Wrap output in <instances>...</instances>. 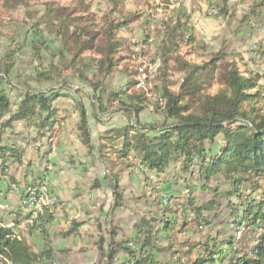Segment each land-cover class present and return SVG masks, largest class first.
Segmentation results:
<instances>
[{"label": "trees", "instance_id": "trees-1", "mask_svg": "<svg viewBox=\"0 0 264 264\" xmlns=\"http://www.w3.org/2000/svg\"><path fill=\"white\" fill-rule=\"evenodd\" d=\"M107 3L112 9L98 17L88 0L47 1L36 12L26 0H0L3 12L24 11L22 36H11L0 53V181L14 180L8 168L22 163L23 143L52 140L56 127L64 128L74 115L72 130L84 157L100 164L111 190L107 215L116 210L134 214L129 226L113 217L108 222V216L103 229L97 224L93 245L101 264H264V111L258 107L264 99V69L253 66L264 59L263 47L255 44L249 58L227 42L210 51L196 38L192 13L180 5L157 31L152 63L158 60L159 74L148 92L139 85L140 73L122 66V53H136L130 51V40L118 36L142 13L123 12L125 0ZM227 4L220 0L214 5L225 20L231 18ZM253 5L243 20L259 18L253 8L262 4ZM116 6L119 17H113ZM25 47L35 65L30 64L28 74H18L17 57ZM182 47L202 60L188 61ZM118 69L123 84H107ZM61 99L71 101V114L57 104ZM149 108L160 121L140 120ZM115 113L125 123L106 125L103 118ZM89 118L103 131L94 133ZM17 123L22 130L16 132ZM78 162L73 156L67 160ZM135 173L144 184L127 197L121 184ZM181 181L185 196L160 188ZM24 183L30 190L42 187L35 178ZM191 183L206 193L204 199H198ZM223 201L233 228L225 237L211 232ZM58 209L64 223L61 238L79 235L86 223L70 216L56 197L32 225L33 212L25 206L9 211L7 218L0 214V264H55L50 227ZM25 222L27 227H21ZM191 227L208 232L192 239ZM160 254L165 261L157 259Z\"/></svg>", "mask_w": 264, "mask_h": 264}, {"label": "rangeland", "instance_id": "rangeland-1", "mask_svg": "<svg viewBox=\"0 0 264 264\" xmlns=\"http://www.w3.org/2000/svg\"><path fill=\"white\" fill-rule=\"evenodd\" d=\"M32 12L40 9V4L52 0H26ZM69 0H65V4ZM169 1V2H168ZM91 9L94 13L101 17L109 12L112 7L107 3V0H88ZM255 14L260 15L259 18L250 16L248 20H243L247 13H250L252 4ZM220 5V0H125L123 12H138L142 13V17L137 22L131 24L128 29L119 32L118 36L131 41L134 46L130 51L136 54L122 53L125 55L123 65H127L131 71L137 70L139 85L145 90H153L157 83L155 76L159 74L157 70L159 66L158 60L152 63L155 55L156 46L158 45L157 31L160 23L169 19L173 9H177L180 5L188 12H191V23L196 31L198 41L206 43L210 49L216 50L223 42H228V45L233 47H243L246 44L256 43L263 47L264 51V0H228L229 15L231 18L223 19L216 13L214 5ZM116 6L113 17H119ZM250 9V10H249ZM252 13V12H251ZM254 13V12H253ZM249 16V15H248ZM24 18V11L19 9L15 12L6 13L0 10V53H2L7 45L11 42V36H22L19 28L21 20ZM238 27V33L236 31ZM234 32V34H232ZM19 40V39H18ZM201 54V52H198ZM245 57H250V50L243 52ZM181 54L188 61H201L200 55L193 54L189 47H182ZM32 64L31 55L28 47H25L17 57V73L28 74ZM35 64H32L34 66ZM258 71L264 69V59H257V63L253 65ZM242 69V68H241ZM180 74L174 73L173 79L179 80ZM124 76L119 72L113 73L106 82L114 87H119L123 84ZM138 87V86H137ZM136 87V88H137ZM14 93H11L13 95ZM83 103L87 105L86 101ZM57 104L68 113H72L71 101L61 99ZM258 107L264 111V99L258 104ZM153 108H149L140 115V120L143 122L160 121L161 117L152 112ZM74 117V116H73ZM70 118L65 122L64 128L57 126V130L52 140L43 138L38 142H29L24 144L25 152L20 165L12 164L8 168V173L14 178L11 181L8 177H3L0 181V214L7 218L9 211H14L22 208V199L28 187L24 184L27 181L35 178L42 182L40 188L53 197L60 198L62 206L65 210L79 221H85L87 225L80 229V235L61 238L59 235L60 226L63 224L60 210H56L55 223L50 227V236L54 249L55 264H101L103 259L99 256L96 247L93 245L94 240L98 237L97 224H101L103 229L106 217L107 221L113 217L114 221H118L122 225L129 226L134 214L128 210H116L114 216L107 215L109 205L111 204V190L108 183L102 180L103 169L99 163H91L84 157L85 150L78 139L72 135L73 120ZM106 125L117 126L125 123V118L115 113L108 118H103ZM90 126L94 133L103 131L102 125L95 124L89 118ZM67 125V126H66ZM22 124H14V131H21ZM34 135L30 132V137ZM29 137V135L27 134ZM26 137V136H25ZM27 138V137H26ZM19 141L18 138H13ZM29 140V138L27 139ZM96 141V139H95ZM27 143V142H26ZM51 147V152L47 154V150ZM76 157L79 162L74 165L68 164L69 157ZM143 179L140 174L135 173L134 176H125L122 182V187L127 190L126 196L129 197V192L138 194L143 185ZM198 199H204L206 193L199 191L198 185L191 183ZM165 189L166 193L175 192L181 196L187 195L185 184L181 181L176 185L160 186ZM47 189V190H46ZM194 193V192H193ZM235 201V198H231ZM134 204V203H133ZM226 201L222 202V206L218 212L217 219L213 222L211 232L219 233L222 236L229 235L233 228L229 223L228 209L225 207ZM136 209H143L142 204H134ZM26 210V209H24ZM28 224L22 223L21 227L26 228ZM189 235L192 239H198L208 232L207 229H198L197 227L190 228ZM240 236V232L237 233ZM158 260L165 261L167 258L164 255H157Z\"/></svg>", "mask_w": 264, "mask_h": 264}, {"label": "bare ground", "instance_id": "bare-ground-1", "mask_svg": "<svg viewBox=\"0 0 264 264\" xmlns=\"http://www.w3.org/2000/svg\"><path fill=\"white\" fill-rule=\"evenodd\" d=\"M41 187H39L38 189H40ZM44 188V187H42ZM31 190H37V188L31 189ZM47 190V189H46ZM42 193V203H37L36 205L34 204H22V206H25L27 209L31 210L33 212L32 217L35 219L38 214H41L44 207H49L52 206V202H55V197L51 196V194L49 195L50 197H47V193L45 194L43 190H41ZM29 200H37V193H29ZM33 221H30V219L28 220V224L32 225Z\"/></svg>", "mask_w": 264, "mask_h": 264}, {"label": "built area", "instance_id": "built-area-1", "mask_svg": "<svg viewBox=\"0 0 264 264\" xmlns=\"http://www.w3.org/2000/svg\"><path fill=\"white\" fill-rule=\"evenodd\" d=\"M214 15H217V11ZM29 193H37V200H29ZM37 203H42V193L40 189L37 188V190H30V188H27L25 192L24 199H22V204H34L36 205ZM55 202H52V207ZM30 221H34V218H30Z\"/></svg>", "mask_w": 264, "mask_h": 264}, {"label": "crops", "instance_id": "crops-1", "mask_svg": "<svg viewBox=\"0 0 264 264\" xmlns=\"http://www.w3.org/2000/svg\"><path fill=\"white\" fill-rule=\"evenodd\" d=\"M258 15H259V13H258ZM259 17H260V15H259ZM236 31H234V32H237L238 33V27H236ZM234 32L232 33V34H234ZM227 42V41H226ZM227 44H228V42H227ZM256 43H251L250 45H245V46H243V47H233L234 45H229V47L231 48V49H234V50H236V51H238V52H241V53H243V52H245L246 50H251L252 48H254V45H255ZM251 57L253 56V55H250ZM249 58V57H248ZM256 61H257V59H256ZM74 116V115H73ZM72 116V118H75V116L73 117ZM67 126V125H66ZM103 130V129H102ZM100 132H102V131H100ZM99 132V133H100ZM73 133V132H72ZM72 135H74V133L72 134ZM75 136V135H74ZM60 201H61V199L60 198H58ZM62 202V201H61ZM19 209V208H18ZM56 216V215H55ZM61 216H62V214H61ZM71 216V215H70ZM73 217V216H72ZM75 218V217H74ZM108 218V217H107ZM78 220V219H77ZM62 221H63V219H62ZM83 222H85V221H83ZM116 222V221H115ZM55 223V220H54V222H53V224ZM117 223L118 224H120V225H122L121 223H119L118 221H117ZM52 224V225H53ZM85 225H87V224H85ZM84 225V226H85ZM64 227V223L63 224H61V226H60V230L62 229ZM81 229V228H80ZM80 231V230H79ZM80 235V234H79ZM190 236V235H189ZM73 237H75V236H73ZM67 239V238H66Z\"/></svg>", "mask_w": 264, "mask_h": 264}]
</instances>
